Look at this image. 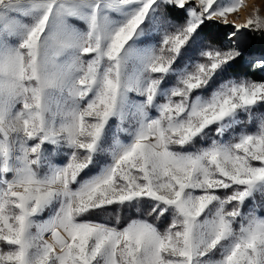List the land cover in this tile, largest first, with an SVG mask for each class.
Masks as SVG:
<instances>
[{"label": "snow or ice", "instance_id": "snow-or-ice-1", "mask_svg": "<svg viewBox=\"0 0 264 264\" xmlns=\"http://www.w3.org/2000/svg\"><path fill=\"white\" fill-rule=\"evenodd\" d=\"M261 209L260 6L0 0V264H264Z\"/></svg>", "mask_w": 264, "mask_h": 264}, {"label": "rangeland", "instance_id": "rangeland-1", "mask_svg": "<svg viewBox=\"0 0 264 264\" xmlns=\"http://www.w3.org/2000/svg\"><path fill=\"white\" fill-rule=\"evenodd\" d=\"M246 1V0H245ZM253 2H252V4H256V5H258V6H260L261 7V12H262V14H264V4H262V3H260V1H258V0H252ZM260 213L261 214H264V209H261L260 210ZM46 215V214H45Z\"/></svg>", "mask_w": 264, "mask_h": 264}, {"label": "bare ground", "instance_id": "bare-ground-1", "mask_svg": "<svg viewBox=\"0 0 264 264\" xmlns=\"http://www.w3.org/2000/svg\"><path fill=\"white\" fill-rule=\"evenodd\" d=\"M258 1H260V3H262V4H264V0H258ZM247 4H249V5H252V0H246L245 1ZM244 18V16H243V13L241 14V19H243Z\"/></svg>", "mask_w": 264, "mask_h": 264}]
</instances>
